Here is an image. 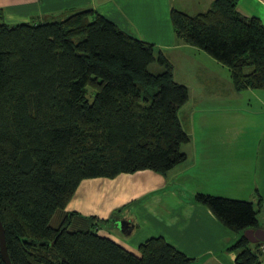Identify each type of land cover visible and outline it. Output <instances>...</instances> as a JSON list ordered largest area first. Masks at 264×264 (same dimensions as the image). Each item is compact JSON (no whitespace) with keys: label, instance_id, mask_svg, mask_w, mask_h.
<instances>
[{"label":"trees","instance_id":"trees-1","mask_svg":"<svg viewBox=\"0 0 264 264\" xmlns=\"http://www.w3.org/2000/svg\"><path fill=\"white\" fill-rule=\"evenodd\" d=\"M237 4L213 0L194 15L172 8L171 24L229 69L237 91L264 90V24ZM188 100L163 53L93 9L13 25L0 9V219L12 264H196L161 236L134 254L101 235L120 230L114 216L66 210L85 179L166 176L185 162L190 136L178 111ZM194 199L239 234L229 247L237 264H263L244 234L258 227L253 202Z\"/></svg>","mask_w":264,"mask_h":264},{"label":"crops","instance_id":"crops-1","mask_svg":"<svg viewBox=\"0 0 264 264\" xmlns=\"http://www.w3.org/2000/svg\"><path fill=\"white\" fill-rule=\"evenodd\" d=\"M212 1L0 0L4 21L10 25L52 21L93 9L121 30L153 44L163 53L174 67V79L189 90L188 104L192 97L194 104L201 106L209 101H221L220 106L213 108V118L201 117L206 125L212 120L216 131L190 135L184 151L186 161L166 176L141 170L113 180L92 179L97 180L92 183H84V180L68 203V211L106 218L114 208L129 202L122 211L128 219H122L126 232H121L125 235L112 230L102 231L101 235L137 255L140 243L161 236L196 264H237L236 251L229 247L239 234L224 226L209 208L195 201L194 195L198 192L253 202L258 210V227L247 229L244 234L248 230L257 233L264 230V90L237 91L231 83L229 69L203 50L183 43L175 35L170 20L172 8L194 15L206 11ZM237 9L241 15L257 17L264 24V0H238ZM155 66L153 70L160 69ZM251 99H256L253 103L259 106L250 117L254 125L247 133L239 132L238 100ZM167 196L174 200H164ZM245 235L250 246L259 249L264 264L261 248L264 240L252 242L250 238L256 235Z\"/></svg>","mask_w":264,"mask_h":264},{"label":"rangeland","instance_id":"rangeland-1","mask_svg":"<svg viewBox=\"0 0 264 264\" xmlns=\"http://www.w3.org/2000/svg\"><path fill=\"white\" fill-rule=\"evenodd\" d=\"M68 15H66V16H68ZM153 47H154L155 53L158 54L159 53V50L156 49L154 45H153ZM195 59H198V60L201 61V58L198 57V56H195ZM155 64H157V63H154L151 66V69L152 70L156 67ZM225 69L228 70V68L226 66H225ZM173 74H174V67H173ZM231 83H232V81H231ZM197 87H198V85L196 86V88ZM89 99H90V101H92V96L91 95H90ZM246 100H238L240 102L237 105V107H238V115H239L238 131L239 132H243V133H247V132H249V130L252 129V126L254 124H252V121H251V118L250 117H252L253 116V113L257 112L258 109H259V106L253 103V102H255L256 99H251L248 102ZM220 102L221 101H216V100L209 101L208 104L206 103V104H204V105L201 106V105L194 104V97H192L191 98V101L189 102V104L186 103L178 111V116H179L180 122H181L182 127L185 130V132H187V134L189 136L192 135V134L194 136H197V135L202 134V133L216 131L215 128H214V126L212 125L213 124V121L212 120L209 121V123H207V125H206V124H203L202 123V118L201 117H203L205 119H207V118H213V112H214V109L213 108H215V106H217V104H218V106H220L221 105ZM249 102L251 104H248ZM222 113H224V112H222ZM231 113L233 115H235V111H232ZM259 113H261V111H259ZM185 145L182 146V150L183 151H185ZM136 173L137 172L127 173V174L128 175H134ZM120 175H122V174H120ZM120 175H118V176H120ZM117 177H115V178H117ZM115 178H113V179H115ZM94 179H99L100 181H103L104 180L103 178H94ZM105 179H108V178H105ZM113 179H110V180H113ZM85 180L86 181L83 180L84 183L85 182H87V183L88 182L89 183L97 182V180H92V179H85ZM99 186H101V185H99ZM186 193H189V191H186ZM190 196H191V194H190ZM141 199L144 200L145 199V196H143ZM141 199H136V200H141ZM164 200H174V199L169 198L167 196V197L164 198ZM128 204H129V202L123 204L122 206H119V207H121V209L119 211H117V212H115L116 209L114 208L106 218H109L110 216H114V218H116L115 221L117 222V227H119V223L121 221H123L122 219H127L126 218L127 216H124V214L122 213V211L126 207H128ZM117 209H119V208H117ZM70 211H77V210H70ZM86 216H97V217L101 218L98 215H86ZM111 230L114 231V232H116V233H119L122 236L125 235V233H122L121 230H119L118 228L111 229ZM103 231H104V233H107L108 232L106 230H103ZM123 232H126V231L123 230ZM261 248L264 249V244L261 245Z\"/></svg>","mask_w":264,"mask_h":264},{"label":"water","instance_id":"water-1","mask_svg":"<svg viewBox=\"0 0 264 264\" xmlns=\"http://www.w3.org/2000/svg\"><path fill=\"white\" fill-rule=\"evenodd\" d=\"M123 225L124 222L121 221L119 223V228L120 230H123ZM252 230H248V232L246 231L245 234L252 235L255 234L256 238H250V240L252 242H256L258 240H264V230L260 229L257 232H251ZM0 250H1V256L5 262V264H12L11 259L9 257L8 251H7V246H6V238H5V231H4V227L2 225L1 219H0Z\"/></svg>","mask_w":264,"mask_h":264},{"label":"built area","instance_id":"built-area-1","mask_svg":"<svg viewBox=\"0 0 264 264\" xmlns=\"http://www.w3.org/2000/svg\"><path fill=\"white\" fill-rule=\"evenodd\" d=\"M263 250V252H264V249H262Z\"/></svg>","mask_w":264,"mask_h":264}]
</instances>
